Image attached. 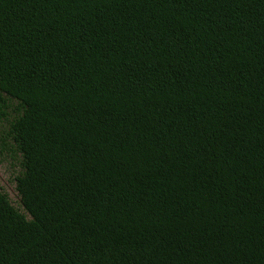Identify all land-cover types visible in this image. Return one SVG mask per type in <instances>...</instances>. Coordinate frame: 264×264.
<instances>
[{
    "label": "trees",
    "instance_id": "16d2710c",
    "mask_svg": "<svg viewBox=\"0 0 264 264\" xmlns=\"http://www.w3.org/2000/svg\"><path fill=\"white\" fill-rule=\"evenodd\" d=\"M0 264H264V0H0Z\"/></svg>",
    "mask_w": 264,
    "mask_h": 264
},
{
    "label": "rangeland",
    "instance_id": "374dc122",
    "mask_svg": "<svg viewBox=\"0 0 264 264\" xmlns=\"http://www.w3.org/2000/svg\"><path fill=\"white\" fill-rule=\"evenodd\" d=\"M7 164L8 163L0 162V185L3 186L12 197H14V190L10 183V177L13 174V170L10 165Z\"/></svg>",
    "mask_w": 264,
    "mask_h": 264
}]
</instances>
